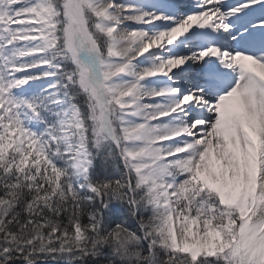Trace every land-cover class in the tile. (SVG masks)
Listing matches in <instances>:
<instances>
[{
  "label": "snow or ice",
  "instance_id": "snow-or-ice-1",
  "mask_svg": "<svg viewBox=\"0 0 264 264\" xmlns=\"http://www.w3.org/2000/svg\"><path fill=\"white\" fill-rule=\"evenodd\" d=\"M0 264H264V0H0Z\"/></svg>",
  "mask_w": 264,
  "mask_h": 264
}]
</instances>
